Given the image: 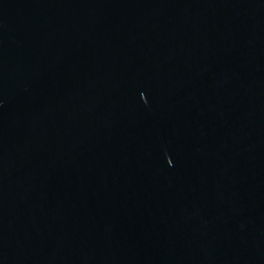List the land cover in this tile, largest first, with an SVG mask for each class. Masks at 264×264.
<instances>
[{
  "label": "water",
  "instance_id": "water-1",
  "mask_svg": "<svg viewBox=\"0 0 264 264\" xmlns=\"http://www.w3.org/2000/svg\"><path fill=\"white\" fill-rule=\"evenodd\" d=\"M0 264H264V0H0Z\"/></svg>",
  "mask_w": 264,
  "mask_h": 264
}]
</instances>
